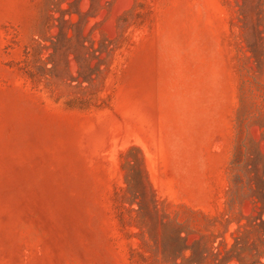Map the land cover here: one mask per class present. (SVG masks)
<instances>
[{"label": "rangeland", "instance_id": "374dc122", "mask_svg": "<svg viewBox=\"0 0 264 264\" xmlns=\"http://www.w3.org/2000/svg\"><path fill=\"white\" fill-rule=\"evenodd\" d=\"M0 264H264V0H0Z\"/></svg>", "mask_w": 264, "mask_h": 264}]
</instances>
